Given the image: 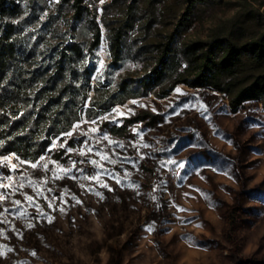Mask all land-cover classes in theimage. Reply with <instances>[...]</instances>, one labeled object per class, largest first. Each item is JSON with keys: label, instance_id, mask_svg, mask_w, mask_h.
I'll list each match as a JSON object with an SVG mask.
<instances>
[{"label": "rangeland", "instance_id": "rangeland-1", "mask_svg": "<svg viewBox=\"0 0 264 264\" xmlns=\"http://www.w3.org/2000/svg\"><path fill=\"white\" fill-rule=\"evenodd\" d=\"M12 1L6 21L29 66H55L75 45L66 72L88 98L72 135L36 161L0 158V264H264L261 104L233 112L210 88L174 86L209 47L259 39L264 0ZM166 48L165 74L151 80Z\"/></svg>", "mask_w": 264, "mask_h": 264}, {"label": "trees", "instance_id": "trees-1", "mask_svg": "<svg viewBox=\"0 0 264 264\" xmlns=\"http://www.w3.org/2000/svg\"><path fill=\"white\" fill-rule=\"evenodd\" d=\"M73 1L81 3V0ZM16 11L17 6L12 0H0V158L14 155L23 161L34 162L48 151L53 138L70 131L88 96L85 93L78 96L72 75L66 72L72 58L80 54L75 45L64 49L55 66H29L32 50L18 44L16 26L6 21L14 17ZM99 43L100 31L95 27L91 53ZM119 43L117 35L111 44L117 60ZM168 51L169 48L163 51L151 80L158 81L164 76ZM245 58L251 74L242 82L237 78L245 71ZM178 84L192 89L210 88L223 94L233 112L250 101L261 104L264 111V34L241 47L232 42L209 47L201 54L192 80H178L174 86ZM92 106L96 107L95 104ZM97 108L104 109L103 106ZM136 121L130 120V124Z\"/></svg>", "mask_w": 264, "mask_h": 264}, {"label": "snow or ice", "instance_id": "snow-or-ice-1", "mask_svg": "<svg viewBox=\"0 0 264 264\" xmlns=\"http://www.w3.org/2000/svg\"><path fill=\"white\" fill-rule=\"evenodd\" d=\"M101 3H103V0H101ZM176 91L179 92L180 90L177 89ZM133 103H135V101H133ZM116 111H117V114H121V113H119V110H116ZM205 111H206V109H205ZM107 118H108V117H101V119H107ZM205 118L207 119V117H205ZM93 123H95V121H93ZM76 127L78 128L79 125H77ZM92 131H96V129L93 128ZM217 132H218V130H217ZM218 134H219V133H218ZM66 135L71 136L72 133L69 132V133H66ZM220 135H222V134H220ZM104 139H107V137L105 136ZM230 142H231V141H229V143H230ZM89 151H91V149H89ZM101 158H102V159H105V160L108 159L107 156H102ZM93 163L95 164V163H97V162H96V161H93ZM168 163H175V161H168ZM13 167H15V166H13ZM32 167H36V165H32ZM179 167H183V165L181 164V165H179ZM214 170H215V169H214ZM225 174H226V172H225ZM202 178H203V177H202ZM91 179L99 180V177H98V176H94V177H91ZM117 183H120V181L117 180ZM100 186H101V187H105V188L108 187L106 184H103V183H101ZM0 187H9V186H8V185H0ZM20 187H23V184H21ZM109 190H111V189H109ZM197 191H199V190H197ZM201 194L204 195L206 199H210L209 194H207V193H201ZM96 195L99 196L100 193H96ZM186 195H187V194H186ZM6 198H7V197H5L3 194H0V200H4V199H6ZM101 198H103V197L101 196ZM26 200H28V201L31 203V202H32V197L28 196V197H26ZM14 203H15L16 206H19V205H20V201H18V200L15 201ZM77 203H81V202H80L79 200H77ZM49 207H51V205H49ZM178 210H179V211H184V209H178ZM5 211H7V209H5ZM38 211H39V208H38ZM41 215H43V213H41ZM48 222H49V223L52 222L51 218H49ZM28 227H29V228H32L33 225H32L31 223H29V224H28ZM147 230H148V231H152V226H151V225L148 226ZM9 251H11V249H9ZM0 255H3V253H0ZM32 255H36V253L33 252Z\"/></svg>", "mask_w": 264, "mask_h": 264}]
</instances>
